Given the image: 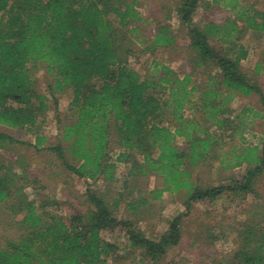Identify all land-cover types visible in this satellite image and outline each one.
Instances as JSON below:
<instances>
[{
	"label": "trees",
	"instance_id": "1",
	"mask_svg": "<svg viewBox=\"0 0 264 264\" xmlns=\"http://www.w3.org/2000/svg\"><path fill=\"white\" fill-rule=\"evenodd\" d=\"M139 1L0 0V125L36 126L49 100L57 109L56 94L70 91L72 120L59 126L57 142L45 149L77 176L113 182L117 162L128 163V178L162 177L164 188L151 191L152 197H161L164 190L184 191L186 209L226 190L253 192L254 178L264 174V133L253 145L244 133L247 118H264V63L257 61L252 73L244 71L241 61L248 49L240 41L246 31L264 34V2L177 0L176 20L188 27L190 37L191 72L180 75L155 63L142 75L128 61L129 37H136L142 20ZM201 4L224 5L231 16L194 24ZM175 40L172 26L160 22L146 48ZM38 68L51 77L48 94L37 88L33 71ZM252 95L260 109L243 106L236 112L231 107L234 96ZM113 138L120 148L114 160ZM4 140L14 139L0 132V144ZM44 141L36 135L33 145ZM209 160L221 169L245 165L246 170L233 187L199 185L191 169ZM25 181L12 164L0 162V208L17 226L0 242V264H106L117 246L102 232L116 228L124 231L131 251L152 264H160L167 249L180 241V215L157 238L146 236L134 220L116 216L121 199L133 212L147 203L141 191L126 196L120 191L111 204L98 190L87 189L89 209L66 221L29 198ZM235 232L234 249L216 256L213 264H264V219L244 220Z\"/></svg>",
	"mask_w": 264,
	"mask_h": 264
},
{
	"label": "rangeland",
	"instance_id": "2",
	"mask_svg": "<svg viewBox=\"0 0 264 264\" xmlns=\"http://www.w3.org/2000/svg\"><path fill=\"white\" fill-rule=\"evenodd\" d=\"M247 1H256L258 6L264 2ZM176 2L177 0H140L137 5L142 20L137 23L136 37L133 35L129 37L131 54L128 61L142 75H148L155 63L165 65L180 75L191 72L193 57L189 47L188 27L176 20L174 12ZM229 16L231 11L224 5L201 4L194 12L193 23L223 22ZM160 22L172 26L176 34L175 43L149 50L146 46ZM240 42L248 49V56L241 61V66L244 71L252 73L257 61L264 63V34L246 31L242 34ZM33 74L37 88L48 94L51 77L43 68L34 70ZM194 78L199 80L195 75ZM260 80L264 85V75ZM56 96L57 109L52 99L49 100L50 108L39 118L36 126L13 129L0 125V132L14 139L4 140L2 145L0 144V162L12 164L14 170L27 178L25 182L29 198L43 204L44 210L48 213L56 214L68 221L74 214L86 212L90 206L86 200L87 189L98 190L111 204L113 198L119 197L120 191L123 192V196L129 195L130 190L134 195L141 191L147 203L142 204L138 211L130 210L125 199L120 198L115 207V214L120 219L134 220L136 226L146 236L157 238L166 230L168 221L180 215V241L176 246L167 249L160 264H213L217 257L234 249L235 228L240 222L252 218L261 221L264 219V174L254 178L253 192L238 195L234 190H226L215 199L194 201L187 209L184 205V191L164 190L161 197H152L154 194H151V191L164 188L162 177L152 173L128 178L126 176L128 163L117 162L115 173L117 179L113 182L104 181L102 178L92 181L77 176L63 165L53 151L45 149L46 146L57 142L59 126L72 120L69 109L70 91H64ZM243 106L261 108L256 95L234 96L231 107L238 112ZM188 112L193 114L191 111ZM246 124L244 133L246 143L260 144L264 133V118L251 116L247 118ZM36 135L45 137L44 143L38 147L33 145ZM177 143L184 148L185 143L181 138L177 139ZM110 146L114 160L120 148L114 138ZM245 170V165L221 169L218 163L209 160L192 168L191 177L202 186L224 184L233 187L234 181L240 179ZM125 182L131 185L124 188ZM16 227L8 210L5 207L0 208V242L15 234ZM102 236L117 246L115 254L106 264H152V261L139 255V252L131 251L124 231L116 228L102 232Z\"/></svg>",
	"mask_w": 264,
	"mask_h": 264
}]
</instances>
